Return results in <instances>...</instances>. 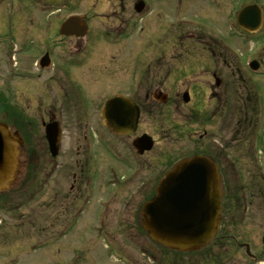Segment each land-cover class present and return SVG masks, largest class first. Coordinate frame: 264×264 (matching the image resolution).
Returning a JSON list of instances; mask_svg holds the SVG:
<instances>
[{
  "label": "rangeland",
  "instance_id": "rangeland-1",
  "mask_svg": "<svg viewBox=\"0 0 264 264\" xmlns=\"http://www.w3.org/2000/svg\"><path fill=\"white\" fill-rule=\"evenodd\" d=\"M122 1L126 9H131L130 0ZM175 1L148 0L147 9H153L154 13L163 10L160 17L165 23V36L170 43L173 44L171 40L179 36L178 32L181 33L182 54H194L199 50L204 54V45H207L209 37L207 31H214L217 26L223 30L227 28L223 19H216L210 14L223 7L220 4L212 6L211 0H180V10H177ZM226 1L232 6L226 12L231 14L233 9L239 8L241 0ZM85 2L72 0L60 6L47 5L43 0H0L4 23L0 36L7 37L5 43L0 44V116L14 123L13 116L17 114L21 118L17 126L25 141V148L22 147L25 155L18 157L16 186L0 194V264H212L211 261L264 264V244L261 241L264 234V180L259 183L264 176V83L258 82V77L254 78L248 71H243L242 64L239 77L237 59L226 49H223V53H227L229 61L227 102L230 111L225 118L229 125V132H226L229 176L224 179V184L236 191V196L223 205L225 219L222 230L227 233V239L216 238L209 247L178 253L149 238L142 231L139 219H133L135 212L132 211L135 209L138 212L139 206L153 191L149 186L144 191L141 184L154 186L163 171L176 161L189 157L194 144L191 143L190 133L195 129L191 125L190 112L194 108L199 109L200 105L201 108L205 107L207 93L204 90L193 96V105H183L181 92L184 88L180 89L178 97L171 92V85L169 88L166 84L164 91L170 101L162 105H150L149 101V109L143 110L140 129L153 136L155 145L143 156L135 153L130 139H117L105 126L93 122L88 123L87 129L82 119L80 125L77 122L62 123V146L56 157L49 154L44 127L38 115L39 111L48 113L50 89L44 95H38L36 110H28L25 115L28 93L24 88L17 89L15 93L16 82L10 78L12 64L6 60L7 54L12 56L13 51L7 39L11 42L9 38L15 39L20 30V37L24 39L23 31L28 28L30 18L37 22L36 27L45 26V21L49 20L46 15L50 11L65 7L69 12H84ZM96 4L108 12L118 5V0H98ZM255 4L264 9V0H256ZM31 9H36L35 18L29 15ZM203 10L207 15L201 12ZM61 14H52V21L59 23ZM199 25L206 30L200 29ZM189 27L192 39L183 35ZM219 33L223 38H229ZM43 34L44 31L40 36L36 34V38L33 35L31 41H24L31 42L39 50L48 46ZM255 34H252L253 39ZM131 37H139L136 30ZM228 42L229 48L239 55L242 62L254 45H241L236 38ZM172 44L165 46L166 53H174ZM14 46L18 48L20 43L15 42ZM54 50L58 51V48L54 47ZM250 53H256V47ZM260 56L264 63V51ZM38 57V54L26 57V60H30L29 64L22 58V69L34 70L30 63ZM231 71L235 74L232 75ZM194 72L196 65L187 70L184 82L198 77L192 74ZM52 73L51 70L45 71L37 82L45 88ZM86 94L91 96L90 107L95 104L97 94L101 102L106 98V94L101 92ZM13 95L18 96L25 111L22 110L24 116L22 113L19 116L13 108ZM246 98L251 102L246 104ZM69 109H72L71 112L78 110L81 118L85 114V107L83 111V106L76 102H71ZM200 111L203 112L202 109ZM216 122L217 118H212V123ZM179 123L186 124V127L178 126ZM217 124H220L219 121ZM240 127L245 129L244 137L239 135ZM177 147L181 148L180 152L176 150ZM130 169H134L135 173ZM112 171L116 175L113 176ZM133 174L135 179L132 185L123 187L124 181L130 180ZM110 181L116 186L113 190ZM136 203L139 205L135 206ZM101 206L105 215L97 218L96 213ZM245 243L249 245L253 257L245 255L242 248Z\"/></svg>",
  "mask_w": 264,
  "mask_h": 264
},
{
  "label": "flooded vegetation",
  "instance_id": "flooded-vegetation-1",
  "mask_svg": "<svg viewBox=\"0 0 264 264\" xmlns=\"http://www.w3.org/2000/svg\"><path fill=\"white\" fill-rule=\"evenodd\" d=\"M138 1L145 3V7L149 3L148 0H130L132 7L131 9H126V6L122 4L123 1L118 0V5H115L107 12L105 11L106 9H100V6L96 4L98 0H93V2L86 0L84 12H80V10L78 12H69V9L50 11L46 15V18L49 20L45 21V26L39 25L36 27L37 22L30 18L28 28L23 31L24 39L20 37L22 30L15 35V39L13 37L9 38L13 45L15 42L20 43V47L18 46L17 48L15 46V49H19V51H16L13 57V70L10 77L16 82L15 93L17 89L20 90L21 88H24L28 93L26 112L21 107V102L18 100L17 95V97L13 95V108L19 113V116L20 113L24 116L23 112H25V115L28 114V110H36V98H39L38 95L40 93L44 95L50 89L49 101L47 100L50 105L46 109L48 113L43 114L39 111L40 115L38 117L39 122L44 127L46 144H48L45 133L46 128L48 129L50 138L54 134V129V132L56 130L60 132L58 139L59 150L63 143V136L61 135L63 122H77V125H80L79 122L82 119L88 129V123L91 122L101 126L103 118L113 127V130L115 129L120 133L117 134L109 127L108 131L114 137L117 139H130L132 143L134 139L147 134L140 127L143 110L149 109V101H151L150 105H162L170 101L168 97L165 99L163 96L165 94L164 89L167 87L166 84L169 85V88L171 85V92L173 94L176 93L178 97L180 89L184 88L183 92H181L183 105H193V96L197 92L204 90L209 94L207 95L205 107L201 108L200 105L199 109L194 108L190 112L192 115L190 118L191 125L195 129L190 133L192 138L191 143L194 144L190 148L189 157L200 156L208 160L212 164L210 172L208 171L210 178L207 180V172L204 175L198 174L190 177V179L185 177L184 186L186 188L191 186V195H194L196 192L198 196L194 200H198L201 203L203 195L208 190H215L217 198L220 201V224L216 238L227 239V233L225 230H222V223L225 219L223 205L225 201L236 196V191H234V188H228L227 186L226 188L224 184V179H228L229 176L228 166H226L228 162V132L224 122L225 118L228 117V112L227 101L221 96L226 95L228 91L227 76L229 61L226 57L227 53H223V49H226L228 52L230 51L228 41L229 39L232 41L235 37L228 36L227 29L230 30V24H236L237 26L236 16L238 10L246 4L254 3L255 0H241L239 8L233 9L231 14L226 12L227 9L232 7L226 0H216L214 2V5L220 4L223 9H215V12L210 14L216 19H223L225 21L224 26H227V28L223 30L217 26L214 31H207L206 35L209 36L208 43L207 45L202 44L205 49L204 54L201 50L194 54H182L180 42L183 38L181 33L178 32L179 36L177 35L176 38L171 40L174 41L173 44L165 36L166 26L160 17V14H163V10L161 9V13H154L153 9L144 8L140 12H137L134 8ZM175 3H177L176 7L178 8L176 9L180 10V0L175 1ZM261 11L263 23H261V29L258 32L264 34V9H261ZM57 12L63 13L61 14L59 23L52 21V14ZM201 12L205 14L204 10ZM35 14L36 9H31L29 15H33L35 18ZM71 15H77L82 20L83 23L77 25L79 26V33H83V36L71 35L64 37L60 34L61 23ZM253 20L252 16H247L248 22H245V25L248 27L253 26ZM141 21L142 25L139 27ZM3 24L2 14L0 13V28ZM199 28L205 29L201 25H199ZM135 30L139 34V37L132 38L131 36H133ZM43 31V36H46L44 40L47 42V47L37 50L31 42L26 43L24 41L28 39L31 41L33 35L36 38L35 35L38 34L40 36ZM65 31L70 32V27L66 28ZM219 31L222 35H226L229 38L226 39L220 36ZM237 31L238 38L236 39L241 42V45H247L250 42L258 44L257 41L264 39L263 35L262 38L252 41L253 38L248 37L249 34H245L240 28ZM183 35L184 38L192 39L193 35L191 34L190 27L186 32H183ZM214 35L218 36V38ZM5 37L4 35L0 36V44L5 43ZM170 44L174 46L172 48L174 53H166L165 46ZM54 47L58 48V51H55ZM97 51L98 53H96ZM36 54L39 55L38 59L36 58L34 62L30 63L32 67H35V71L31 68L22 69L24 67L22 65V58L25 63L29 64L30 60H26V57L31 58ZM231 55L237 59V75L241 77L240 67L242 64L243 68L244 63L240 60L239 55ZM260 55L256 54L255 57L251 58V67L256 71V75H253V77H258V82L264 83V63ZM195 65L196 72L192 74H197L198 77L190 80V82H184L183 76L188 75L187 70ZM47 70H51L53 73L50 75L49 84L43 88L41 83L37 81ZM243 71H245L244 68ZM231 72L232 75L235 74L234 71ZM94 92L105 93L106 98L101 102L97 94L95 104L90 107L91 96L86 93ZM119 95L124 98L122 99L123 101L120 100L118 102L120 104L118 105L117 103V105L112 107L108 114H102L104 102L109 98ZM16 99L17 102L15 101ZM127 100H130L136 106V109L132 105L129 106ZM71 102H76V104L83 106V111L85 107V114H82V118L78 110L71 112L72 109H69ZM39 103L43 104L42 102ZM173 104L176 103L173 102ZM135 112L137 113L136 115ZM134 115L135 117L138 115L134 126L135 130L133 132L132 130H128L129 132H127V126L132 122ZM13 118L14 129L16 132L18 131L19 135H22L21 130L17 126L21 118L17 114ZM212 118H217V122L219 121L220 124L218 125L217 122L213 124ZM178 126L186 127V124L179 123ZM180 127L178 128L180 129ZM180 149L177 147L176 150L180 152ZM165 172L156 179L154 186L148 184L145 187L142 183L141 189L146 191L149 186L154 193L156 184ZM201 178H205V181H201ZM134 179L135 175L133 174V177L130 180L126 179L122 186L129 188ZM197 179L200 182H197ZM263 180L264 176L260 178L259 183H263ZM176 186V193L179 198L188 201L193 197H188L187 191L178 190V184ZM192 186H198V191H193ZM137 205L139 203L135 204V206ZM142 206L143 203L139 206L140 211L137 212L135 209L132 211L135 212L133 219H142ZM218 233L221 235L218 236ZM212 264L223 263L215 262Z\"/></svg>",
  "mask_w": 264,
  "mask_h": 264
},
{
  "label": "water",
  "instance_id": "water-1",
  "mask_svg": "<svg viewBox=\"0 0 264 264\" xmlns=\"http://www.w3.org/2000/svg\"><path fill=\"white\" fill-rule=\"evenodd\" d=\"M44 1L46 3H60L64 0ZM246 15L254 18V26L257 28L260 24L258 9L247 6L241 10L238 23L244 27H246L245 22H248ZM74 20V18H69L62 26V31ZM119 99L118 97L108 100L107 109L115 102H119ZM135 115L131 126L135 124ZM138 142L142 143V148L145 149H149L151 146L150 141L142 142L140 139ZM20 143L18 134L0 122V191L7 190L10 184L14 182L18 165L17 147ZM210 167V163L198 157L176 165L172 171L165 175L156 190V195L144 205L146 220L143 226L152 239L166 247L185 251L199 248L213 237L218 221V199L212 196L210 189L208 192L203 190L206 194L201 199L202 203L198 200L194 201L198 194L196 195L195 192L194 195H191V186L188 188L184 186L185 177L190 179V177L198 174L204 175L207 172L208 180ZM202 180L205 181V178H201ZM196 181L200 182L198 179ZM176 184L179 185L178 190L187 191L188 197L193 196L194 202L179 198L176 193ZM192 190L198 191V186H192ZM262 241L264 243V236Z\"/></svg>",
  "mask_w": 264,
  "mask_h": 264
}]
</instances>
